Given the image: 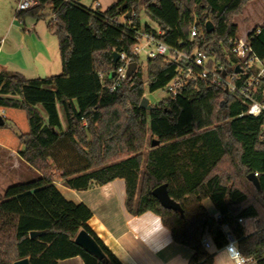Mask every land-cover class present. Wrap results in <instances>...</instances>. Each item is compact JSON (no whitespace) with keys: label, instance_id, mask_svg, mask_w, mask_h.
<instances>
[{"label":"trees","instance_id":"16d2710c","mask_svg":"<svg viewBox=\"0 0 264 264\" xmlns=\"http://www.w3.org/2000/svg\"><path fill=\"white\" fill-rule=\"evenodd\" d=\"M38 1L16 15L38 19L50 9L47 29L57 38L62 70L35 79L0 70V144L41 173L0 194V264L23 258L59 264L77 256L84 264H122L89 226L92 210L67 200L55 184L81 191L115 179L125 182L129 213L156 214L176 243L193 250L189 264H215L202 240L208 233L217 248L224 247L223 225L245 258L264 264V116L248 115L240 97L206 87H187L182 95L141 106L146 86L163 89L178 73L179 64H167L164 56L149 58L146 71L139 66L114 91L101 79L106 75L110 82L117 69L115 52L132 55L137 30L156 33L152 23L167 44L197 48L221 62L236 60L231 38L249 39L264 61V19L244 35L235 22L257 0H117L106 10L80 0ZM142 12L149 19L144 24ZM193 24L198 32L190 43ZM263 90L264 81L256 99ZM154 139L160 144L152 147ZM250 173H258L260 190ZM164 183L183 215L153 196ZM206 198L220 220L209 217ZM239 219H255V230L247 234ZM81 230L95 239L105 260L75 242ZM32 231L41 234L31 237Z\"/></svg>","mask_w":264,"mask_h":264},{"label":"crops","instance_id":"0c3cea01","mask_svg":"<svg viewBox=\"0 0 264 264\" xmlns=\"http://www.w3.org/2000/svg\"><path fill=\"white\" fill-rule=\"evenodd\" d=\"M16 18L19 17L16 15ZM11 24L0 39V70L20 73L27 79L61 73L57 38L49 32L47 25L40 27L41 24L30 19L22 22L15 19ZM9 154L15 157L17 165L21 164L23 159L15 151L10 150ZM55 184L67 200L83 203L92 210L89 226L122 264H189L193 250L176 243L159 216L152 212L133 215L127 211L123 179L105 185L94 184L81 191L72 189L63 181H55ZM218 215L216 212L215 216L209 217L216 222ZM248 222L243 225L250 234L255 225ZM205 237L211 242L207 250L215 255V264H236L225 246L217 248L210 234ZM59 264L84 262L77 256L61 260ZM247 264L257 263L253 260Z\"/></svg>","mask_w":264,"mask_h":264},{"label":"built area","instance_id":"2783aa9c","mask_svg":"<svg viewBox=\"0 0 264 264\" xmlns=\"http://www.w3.org/2000/svg\"><path fill=\"white\" fill-rule=\"evenodd\" d=\"M38 3V0H20L17 4V13L27 11ZM98 6L91 8L96 9ZM153 27H155L156 33L145 29L144 26L137 30L136 44L132 55L120 53L117 69L113 71L110 82L105 81L106 75L101 76L104 88L114 91L122 86L123 82L128 80L131 75L129 72L130 65L135 62L134 71H136L142 56H146L148 59L164 56L167 64H179L178 73L163 88L168 96L182 95L187 87L197 90L202 87L221 89L227 95L238 96L247 103L248 115L253 117L264 116V90L261 93V100L255 98L264 81V61L254 52L249 39L231 38L228 43L232 47V53L236 60L228 58V62H221L213 56L201 54L197 48L186 50L184 47L167 44L160 38L163 35L162 30L156 25ZM197 32V25L193 24L190 31V43L194 41ZM257 33H260V29ZM181 45L183 46V43ZM236 67H239V72H236ZM254 174L258 176V173ZM221 218L219 214L217 220ZM246 221L256 222L255 219H239L242 224ZM223 232L227 239L225 249L235 263L240 264V258L244 256L239 249L231 247L233 244L237 245V241L228 230L227 225H223ZM202 243L206 249L211 246V242L206 237L203 238ZM249 261L253 260L244 257V264L249 263Z\"/></svg>","mask_w":264,"mask_h":264},{"label":"rangeland","instance_id":"374dc122","mask_svg":"<svg viewBox=\"0 0 264 264\" xmlns=\"http://www.w3.org/2000/svg\"><path fill=\"white\" fill-rule=\"evenodd\" d=\"M117 0H80V2L87 7H96L101 5L102 10H106L112 3ZM97 2H99L97 4ZM18 0H0V39L3 34L7 31L11 23L16 19L17 22H22L23 19L31 20L33 23L41 24L40 27L47 25V21L52 18V13L49 8L43 12V17L35 18L30 13L25 12L22 17L16 18ZM260 6V7H259ZM257 7V10L254 8ZM254 8L255 12L252 13L251 9ZM247 9L244 10L242 16L236 18L235 22L239 24L240 34L244 35L245 32L252 27H255L261 23L264 19V3L257 0L253 2ZM253 10V9H252ZM141 20L144 24L149 21L148 17L144 12L141 14ZM152 23V22H150ZM153 26L155 24L152 23ZM148 58L142 56L139 66L145 71L147 68ZM168 97L166 90L159 89L154 92H150L148 87L145 88V98L149 104H156L162 99ZM149 146L147 147V149ZM10 149L0 144V194L4 195L7 188L14 184L24 183L35 180L41 176L40 172L36 169H31L28 164L22 160L20 165L16 164L15 157L9 154ZM76 158V159H75ZM74 159L77 162V166L81 165V159L77 154H74ZM202 204L206 207L209 216L216 215L215 206L210 198H206L202 201ZM251 226L255 225L254 221L248 222Z\"/></svg>","mask_w":264,"mask_h":264},{"label":"water","instance_id":"95a60500","mask_svg":"<svg viewBox=\"0 0 264 264\" xmlns=\"http://www.w3.org/2000/svg\"><path fill=\"white\" fill-rule=\"evenodd\" d=\"M207 28H208V31L212 30L213 25L211 22L207 23ZM119 58H120V53L115 52L114 53V63L115 64L118 63ZM135 67H136V63L134 62L130 65L129 72L130 73L134 72ZM239 71H240L239 67H236V72H239ZM149 105L150 104H149L148 100L144 97L141 101V106L147 107ZM1 119H2V117L0 114V123H1ZM159 144H160L159 141L156 139L152 140V142H151L152 147H155ZM248 179L254 183V185L257 187L258 190H260L259 180H258L257 176H255L254 173H250L248 175ZM152 194L154 197H156L159 200V202L162 204L163 207L179 211L183 215V209H182L181 205L171 198V196L168 192L167 183H164V184L156 187L152 191ZM39 234H41V232L32 231L30 235H31V237H35ZM75 242L78 245H80L81 247H83L85 250H87L88 252L93 254L94 256L98 257L99 259L105 260L106 256H105L103 250L98 245V243L95 241V239L85 230L79 231V233L75 237ZM14 264H30V262H29L28 258H23V259L17 260Z\"/></svg>","mask_w":264,"mask_h":264},{"label":"clouds","instance_id":"9594fccd","mask_svg":"<svg viewBox=\"0 0 264 264\" xmlns=\"http://www.w3.org/2000/svg\"><path fill=\"white\" fill-rule=\"evenodd\" d=\"M162 227H163V226H162ZM231 247H232V248H237V250H238V245H236V244H233ZM240 264H244V257H242V256H241V258H240Z\"/></svg>","mask_w":264,"mask_h":264}]
</instances>
